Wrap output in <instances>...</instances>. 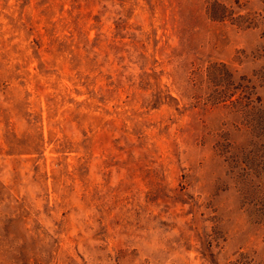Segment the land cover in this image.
<instances>
[{
	"label": "rangeland",
	"instance_id": "1",
	"mask_svg": "<svg viewBox=\"0 0 264 264\" xmlns=\"http://www.w3.org/2000/svg\"><path fill=\"white\" fill-rule=\"evenodd\" d=\"M252 83L264 0H0V264H264Z\"/></svg>",
	"mask_w": 264,
	"mask_h": 264
},
{
	"label": "trees",
	"instance_id": "2",
	"mask_svg": "<svg viewBox=\"0 0 264 264\" xmlns=\"http://www.w3.org/2000/svg\"><path fill=\"white\" fill-rule=\"evenodd\" d=\"M210 69L211 70L208 72V75L211 82H214V88L222 85V87L219 88L221 93L225 96H230L231 92L228 86V78L223 74L222 67H220L219 65H214ZM242 78L250 81L246 76H242ZM239 87L241 95H238L233 100V102L235 104L241 105V107L243 108L246 106L249 107V109H244V112L246 113V115H249L251 117L247 120L248 122L246 125L249 126L250 131H252V135L256 136L257 134H260L262 132L264 133V110L261 106H259L262 104L263 99L259 94L256 93L255 84L252 83L251 86H249L248 84H240ZM253 110L255 111L252 112ZM253 144L257 143L254 142ZM254 146L255 150H253L252 153V164L257 161L258 163L264 165V144L260 143V145H258L261 146L262 149H259V147H256V145Z\"/></svg>",
	"mask_w": 264,
	"mask_h": 264
}]
</instances>
